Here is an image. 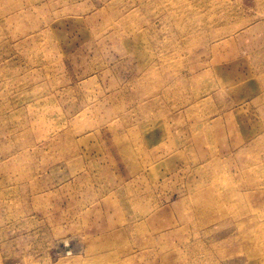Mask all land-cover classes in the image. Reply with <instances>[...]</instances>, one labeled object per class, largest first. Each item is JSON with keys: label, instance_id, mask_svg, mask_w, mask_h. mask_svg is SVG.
I'll return each mask as SVG.
<instances>
[{"label": "rangeland", "instance_id": "rangeland-1", "mask_svg": "<svg viewBox=\"0 0 264 264\" xmlns=\"http://www.w3.org/2000/svg\"><path fill=\"white\" fill-rule=\"evenodd\" d=\"M0 264H264V0H0Z\"/></svg>", "mask_w": 264, "mask_h": 264}]
</instances>
